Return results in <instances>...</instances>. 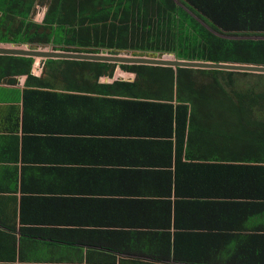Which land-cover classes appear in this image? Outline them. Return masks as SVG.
Returning <instances> with one entry per match:
<instances>
[{"label": "crops", "instance_id": "0c3cea01", "mask_svg": "<svg viewBox=\"0 0 264 264\" xmlns=\"http://www.w3.org/2000/svg\"><path fill=\"white\" fill-rule=\"evenodd\" d=\"M32 59L0 78V264H264V184L228 179L221 114L189 110L180 136L177 80L172 123L144 82L68 88ZM117 65L98 83L137 81Z\"/></svg>", "mask_w": 264, "mask_h": 264}, {"label": "trees", "instance_id": "16d2710c", "mask_svg": "<svg viewBox=\"0 0 264 264\" xmlns=\"http://www.w3.org/2000/svg\"><path fill=\"white\" fill-rule=\"evenodd\" d=\"M189 1L192 5L186 6L207 25L234 39L214 34L173 0H0V43L51 46L56 51L79 53H100L101 50L110 54L166 53L180 60L264 66V40L250 38L264 35V12L260 7L248 0H237L234 4L233 0ZM38 7L46 8L41 23L33 20ZM47 62L50 71L61 74L68 88L123 91L139 89L137 82H144L150 88L146 99L167 100L169 104L162 106L169 108L172 123L171 102L175 100L177 80L176 133L180 136L185 134L189 110L194 115H209L216 121L218 114L224 119L223 108L237 111L235 119L225 117L224 120L228 179L250 178L264 184V118L260 115L264 111V92L239 93L233 89L231 77L227 78L224 90L217 75L232 76L236 72L179 68L176 78L171 67L122 64L123 70L137 74V81L103 85L98 80L103 76L112 77L117 64ZM32 64V58L0 56V78L29 74ZM204 76L211 82L200 84L199 78ZM228 87L232 90L228 91ZM146 104L150 108L159 106ZM235 162L240 164H229ZM236 171L240 173H232Z\"/></svg>", "mask_w": 264, "mask_h": 264}, {"label": "water", "instance_id": "95a60500", "mask_svg": "<svg viewBox=\"0 0 264 264\" xmlns=\"http://www.w3.org/2000/svg\"><path fill=\"white\" fill-rule=\"evenodd\" d=\"M0 56H18L41 58L45 60H76V61H93L112 64L124 65H149L158 67H171L175 70L201 69V70H218L227 72H242L264 74L263 65L251 64H234V63H214L203 61L180 60L175 57H133L127 55H113L104 53H79L43 49H26L20 47H10L0 45Z\"/></svg>", "mask_w": 264, "mask_h": 264}, {"label": "rangeland", "instance_id": "374dc122", "mask_svg": "<svg viewBox=\"0 0 264 264\" xmlns=\"http://www.w3.org/2000/svg\"><path fill=\"white\" fill-rule=\"evenodd\" d=\"M45 12H46V8L44 7H38L36 10L35 15L33 16V20L36 21L37 23H41L44 19L45 16ZM210 30V29H209ZM211 31L221 37H226V38H230V39H234L233 36H227V35H223L218 33L217 31H215L213 28L211 29ZM251 39H263L264 40V35L263 36H251ZM22 46H20L21 48ZM43 49V50H52L51 46H46V47H31L30 49ZM101 53L104 54H108V51H100ZM113 55H127V56H133V57H175L174 54H166V53H153V52H133V51H121L118 52L117 54H113ZM176 58V57H175ZM37 61H40L42 59H36ZM43 61V60H42ZM228 77L232 78V87L233 89H235L236 91H238L239 93H247L249 91L256 92V93H261L264 92V74H255V73H242V72H236L234 75L232 76H228V75H217V78L221 80V82H223L225 80H227ZM209 81L211 82V79L208 76H204V77H200L199 78V83L203 84V83H209ZM227 88V86H226ZM228 91H231L232 88L228 87ZM235 92V91H234ZM227 107V106H226ZM264 109V108H263ZM231 113V115H230ZM224 120L225 117L227 118H231V119H235V117L237 116V111H232L229 110L228 107L223 111H222ZM260 115L263 116L264 118V111L260 112Z\"/></svg>", "mask_w": 264, "mask_h": 264}]
</instances>
